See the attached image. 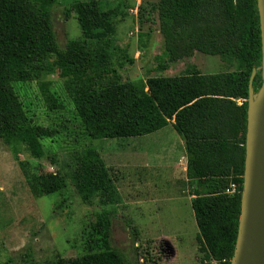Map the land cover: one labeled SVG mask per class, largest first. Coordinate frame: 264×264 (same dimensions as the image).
I'll return each instance as SVG.
<instances>
[{
    "label": "trees",
    "instance_id": "obj_1",
    "mask_svg": "<svg viewBox=\"0 0 264 264\" xmlns=\"http://www.w3.org/2000/svg\"><path fill=\"white\" fill-rule=\"evenodd\" d=\"M57 0H0V140L19 160V145L43 154L42 138L59 130L22 118L11 103L7 80H35L49 109L62 107L44 76L59 72L87 134L92 139L144 136L174 120L185 142L187 177L193 186L192 206L199 228L197 242L204 260L231 264L241 217L248 100L254 70V92L263 84L262 39L257 0H159L152 5L159 31L172 60L192 51L225 55L237 70L200 72L117 83L104 78L112 31L97 0L75 5L85 39L64 47L58 42L51 8ZM151 11V12H152ZM104 29L97 33L96 29ZM99 36V44L89 40ZM107 44V45H106ZM97 61H99L97 63ZM241 101L239 103L238 101ZM22 164V162L20 161ZM76 189L84 203L96 197L105 206L92 224L81 264H159L149 257L127 258L112 242L113 209L119 194L110 168L96 147L78 155ZM232 184L235 193L228 192ZM66 179L56 174L42 192L60 190ZM4 264H28L27 260Z\"/></svg>",
    "mask_w": 264,
    "mask_h": 264
},
{
    "label": "rangeland",
    "instance_id": "obj_2",
    "mask_svg": "<svg viewBox=\"0 0 264 264\" xmlns=\"http://www.w3.org/2000/svg\"><path fill=\"white\" fill-rule=\"evenodd\" d=\"M88 1L92 0H57L51 8L61 46L85 39L75 5ZM158 1L97 0L100 11L113 27L112 31L103 32L105 39H109L107 53L110 58L101 66L107 72L106 80L125 83L149 77L237 70L238 61L225 55L192 51L182 59L172 60L159 31L157 14L152 11V5ZM103 30L99 28L96 32ZM98 37L89 40L90 43H101ZM44 79L50 83L61 108L52 110L46 106L35 80L3 82L13 107L22 118L56 127L59 132L54 137L40 140L43 147L40 157L34 156L26 145H19V160L11 147L0 140V264L10 258L16 262L25 259L28 264H81L86 242L94 238L92 224L105 207L98 197L91 203H84L76 189L78 155L86 147L100 150L119 184L156 177L164 181L155 188L156 192L152 188L148 191L141 188L138 192H142V198L178 194L177 187L167 182L173 177L171 162L167 159L161 164L153 163L143 156L153 153L166 156L162 149H173L171 133L161 130L144 136L92 139L77 114L66 79L59 72L48 74ZM56 174L66 179L65 187L44 194V183ZM163 190L166 193H162ZM234 193L231 191L232 195ZM134 196L129 193L124 197L119 195L116 205L107 206L114 212L112 242L115 248L129 259L138 257L141 263L149 257L161 261L167 242L160 240L158 231L151 234L145 230V225L154 222L158 223L156 229L161 230L167 241L178 242L187 254L185 264H202V256L197 250L199 228L187 201H149L150 208L141 207L139 214L135 209L131 210L128 203Z\"/></svg>",
    "mask_w": 264,
    "mask_h": 264
},
{
    "label": "water",
    "instance_id": "obj_3",
    "mask_svg": "<svg viewBox=\"0 0 264 264\" xmlns=\"http://www.w3.org/2000/svg\"><path fill=\"white\" fill-rule=\"evenodd\" d=\"M262 39L263 84L253 89L256 70L250 79L246 158L241 217L231 264H264V0H257Z\"/></svg>",
    "mask_w": 264,
    "mask_h": 264
},
{
    "label": "crops",
    "instance_id": "obj_4",
    "mask_svg": "<svg viewBox=\"0 0 264 264\" xmlns=\"http://www.w3.org/2000/svg\"><path fill=\"white\" fill-rule=\"evenodd\" d=\"M173 123H174V120H172V122H170L169 125L158 130V131L166 130L165 133L166 132L171 133V136L174 138L173 149H162V151H164V155L167 154L166 156H162L161 154H155V153L149 156L143 155L141 153L140 155L141 157L144 156L146 160L149 159L153 163L156 162V163L161 164L163 163V161H166L167 159H168L167 162H171V169H172L173 177L167 182L171 183V185L174 188L177 187L178 194L176 196L168 195V194L160 195L159 197L153 196L152 199L142 198V195H141L142 192H138L141 188L147 189V191L152 188V191L156 192L155 188L158 189L159 185L164 182L158 179V177H156L154 180H142L140 182L126 183V184L124 183L119 184L118 182L115 181L118 194L121 197L122 196L124 197L126 193H129V195L135 194L134 198H131L130 200H128V203L132 207L131 210L135 209L139 214L140 212L138 211V209H141V207L150 208V205H148L149 201L153 202L155 200H158V201L159 200L160 201H171V200L174 201L175 200V201L182 202L186 200L188 203V207H189V211L191 215L195 217L194 209L192 206V200L194 198V195H193L194 189H193V186L190 184L189 179L187 177V152L185 149V142L178 133H177L178 135H176L175 132L177 131L175 130ZM128 154H131V153H128ZM136 155L139 156L138 153H136ZM154 166H157V164ZM176 176H180V178ZM189 187L191 188V191ZM157 192H159V190ZM162 193H166V192L163 190ZM123 200L124 199H122V201ZM139 217H143V215ZM195 220H196V217H195ZM156 227H158V223L155 224L154 222H151L150 224L145 225V230L151 234L155 233V231H158V233H160L159 234L160 240L167 242L166 245L164 244V246H166L164 249V256H163V259L159 261V264H164L165 262L169 264H185L184 259L187 257V254L181 250V246L178 244V242L174 243V242L167 241L168 239L165 238L161 234L160 232L161 230H157ZM197 250H198V255H200L201 253L199 251V245H198ZM200 261L202 264H206L202 262L201 259ZM207 264H218V262H212V263H207Z\"/></svg>",
    "mask_w": 264,
    "mask_h": 264
},
{
    "label": "built area",
    "instance_id": "obj_5",
    "mask_svg": "<svg viewBox=\"0 0 264 264\" xmlns=\"http://www.w3.org/2000/svg\"><path fill=\"white\" fill-rule=\"evenodd\" d=\"M231 191L235 192V185L234 184H232L231 189L228 190L229 193H231ZM212 262H217V261L214 260V259L204 260V263H206V264L207 263H212Z\"/></svg>",
    "mask_w": 264,
    "mask_h": 264
}]
</instances>
